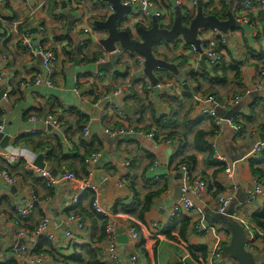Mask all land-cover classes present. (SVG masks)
I'll list each match as a JSON object with an SVG mask.
<instances>
[{"label": "crops", "instance_id": "0c3cea01", "mask_svg": "<svg viewBox=\"0 0 264 264\" xmlns=\"http://www.w3.org/2000/svg\"><path fill=\"white\" fill-rule=\"evenodd\" d=\"M41 1L3 0L0 5V59L5 58V62H0L2 75L0 77V107L3 111L1 123H4L2 133L10 138L9 147L14 146V142L20 135H29L30 130L43 131L44 127L39 121L54 112L51 114L52 117L61 118L65 124V129L61 126L59 130L51 129L49 131L47 128L45 132L59 136L63 155H74L77 151L79 156H82L86 151L98 148V162L91 168L92 184L98 190L101 206L109 213L108 224H114L115 244L119 256L118 264H133L132 258H135L134 264H148L142 247H139L140 240L132 241L128 236L130 228H139V236L143 235L145 238L143 246L145 250H148L152 260L151 264H181L185 254L189 255V246L209 247L210 238L197 235L192 229L188 234L187 242L170 241L164 235H153V237L148 235L153 232L151 229L153 224H162L167 220L170 208L179 201L176 191L179 189L181 181L175 179V176L180 171L173 170V166L170 164L172 157L181 147L177 143L171 145L156 143L141 134L128 137V139L123 137L110 141L107 140L104 130L125 125L135 128L137 131L145 132L146 128L151 127L150 113L144 116L142 124L137 123L135 117L137 108L132 102L126 101V98L132 92H136L138 97L142 99L147 96V103L151 102L154 106L155 117L158 119L170 114L168 106L161 101L165 95H162L164 92L170 96L179 97L178 102L169 107L180 112V121L188 114L189 121L198 122L196 129L211 132V121L202 120L189 100L188 95H193L196 87L185 84L186 77L191 72L200 75L205 71L200 66L201 55L192 54L189 46L181 39L176 41L174 45H168L164 42L158 43L160 45L156 49L157 56L155 57L175 65L177 75L169 72L171 79H168L169 81L164 79L160 84L158 83L161 94L157 97L143 74L141 62L144 60L141 57L135 55L134 58L130 59L129 54L124 53L118 47L119 54L116 59L110 57L106 63L96 64L99 58H104L107 55L100 46V41L106 37V32L96 29L94 23L105 21L113 12L108 3L102 0H46L43 3ZM201 1L204 5L208 3V0ZM212 1L216 3L215 8H221L219 6L221 0ZM247 1L256 2V0H226L229 5L228 9L229 11L232 9L233 15ZM156 6L166 17L163 24L159 22L162 28L171 27L176 7L180 8L183 17L187 12L190 15L194 14L195 17L197 11V7L193 6L190 0H156ZM171 10L172 12H169ZM247 14L251 16L249 27L240 25L239 28L229 32L228 37L217 31L214 33L213 29L208 28L201 32L200 37H209L215 43L218 41L223 43L224 47L219 51L222 54V59L227 64L233 62L240 67L241 88L237 85H228L225 88L214 87L213 91L215 96L217 92L218 110L229 111L238 108L239 113L245 117L243 135L237 137L232 128L224 125L218 135H214L210 139V142L215 148L217 159L226 157L230 162L235 163L233 184L236 186L237 192L233 211L250 218L256 212L259 213L264 209V196H260L253 205L246 204L256 179L250 174L248 159H246L250 153L241 159L239 157L243 155L244 148L251 149L252 146L261 143V140L264 141V84L259 79V73L255 70L256 62L251 56L253 52L258 54L264 50V21L259 7H252ZM136 25L135 18L128 17L126 28L130 29L135 38L138 37L135 32ZM151 26L152 20L146 23L144 28L149 29ZM87 28L93 32V38L90 42H87L89 39L83 33ZM22 36H31L34 45L44 46L55 54L57 62L52 76L53 88L35 87L31 84L24 91H19L21 83L32 82L36 76L43 75L44 70L42 59L30 55L20 46ZM84 43L86 47L83 46ZM75 53H77V59H75ZM93 54L102 55L93 64L85 65L84 62L82 63L83 56H86L87 60H91ZM163 56L166 59H163ZM100 71L104 72V77L95 78L94 74ZM209 71L208 68L207 72ZM117 75L125 78L120 79L121 77H119L114 85V79ZM163 83H173L174 86L166 92L161 88ZM116 85L120 86L117 87ZM124 88L126 89L125 96L124 94L121 97L111 96L114 91ZM207 89L208 86L205 85L203 90ZM110 90L112 91L108 94L107 92ZM6 92H8L7 98L3 99ZM100 95L103 97L96 101L97 96ZM239 95L241 101L238 106H234L232 101ZM147 103L146 105H148ZM114 105H118L123 111L122 122L119 121L112 109ZM252 107L253 112L251 111ZM66 109H72L76 113L73 115L66 114ZM29 115L36 118V124L28 122L29 120L26 118ZM80 118L86 123L83 129L87 127L91 133L87 139H93L87 144L94 142L86 145L90 146V149L85 147L83 143L87 139L83 136V130H79ZM152 130L155 129H150V131ZM2 141L3 139L0 140V144ZM191 143L190 137V145L185 149V152L186 156H193L197 161L193 177L205 181L207 189L199 197L190 196V199L195 206L203 210L207 223L220 226L217 223L219 216L215 215L216 201L218 195L223 193L228 186L223 184V173L217 174L214 178V173L218 168L205 164L204 157L191 148ZM4 149L0 146V151ZM42 156L44 157V164L50 165L57 174L56 178L50 175L51 179L58 180L63 167L58 170L45 160L44 155ZM19 163L15 162L8 167L9 174L16 181L15 185L11 186L5 182L1 175L3 170H7V166L3 160H0V216L6 219L5 223L0 224V264L7 262L12 257L14 258L13 248L20 244L26 246L31 255L25 259L26 261L18 262V264H34L33 260L36 256L32 254V251L38 245V238L33 234V230L43 216L49 217L54 227L55 241L52 242L55 248L54 257L60 259L64 256H71L74 245H87L94 235H92V222L89 218L91 212L90 199L84 194L86 191L81 194L79 188V182L87 178V174L82 173V164L79 160L73 161L74 168L78 172L76 174L78 183L62 182L49 187L48 190L46 187L34 184L30 179L24 177V173L27 172ZM155 163L158 164L156 169L153 167ZM36 178L38 177L36 176ZM144 181L153 183L151 185L152 190L165 189L158 198L152 201L150 211L145 215V223L124 214L120 208H117V204L120 202L125 207L131 206L134 202L135 193L140 194V198H142L150 188V186L145 185ZM214 182H217L221 187V192L218 194H215ZM30 191H34L37 197L36 212L29 222L16 226L14 207L26 202ZM87 191V193H91L90 190ZM74 198L78 199V210H84L87 213H82L85 219L84 231L73 232L69 238L65 235L67 231L66 217L68 215L66 205L71 203ZM116 210L117 212H115ZM37 213H41L42 217L40 218ZM100 228L98 226L94 235L96 238L101 234ZM20 229L28 231L22 240L17 237ZM118 231L123 232L117 234ZM222 231L223 252L218 264H234V261L224 254V250L230 242L231 234L226 230ZM179 233L180 226L175 225L172 235L179 236ZM106 242H103L102 248L105 247ZM254 250H256L255 255L260 259L258 263L263 262L264 239L258 241ZM40 255H42L40 264H60L47 254ZM82 264H86V261ZM187 264L198 263L190 257Z\"/></svg>", "mask_w": 264, "mask_h": 264}, {"label": "built area", "instance_id": "2783aa9c", "mask_svg": "<svg viewBox=\"0 0 264 264\" xmlns=\"http://www.w3.org/2000/svg\"><path fill=\"white\" fill-rule=\"evenodd\" d=\"M41 1V0H38ZM46 0H42L43 3ZM3 2V0H0V5ZM193 6L197 5L196 0H190ZM122 5L125 7L131 8V15L130 17H134L136 24L141 25L142 27L145 26L146 23H149L150 20L154 17L160 22V24H163V20L166 18L164 13L161 10L157 9V6L154 2L151 0H122ZM177 5V3H176ZM256 5L260 8L262 11V20L264 21V0H256V2H253V4L250 1H247L243 4V6L235 12V20L237 23H239L242 26L249 27L250 21L246 18V15L250 9H252V6ZM169 12H172L169 11ZM186 16V15H185ZM184 16V17H185ZM124 28L127 27V25L123 26ZM215 33L216 31L213 30ZM84 35L87 36L89 39L87 42H90L93 38V32L89 28L85 29L83 31ZM201 36V35H200ZM199 36V48L202 51V54L206 57V65L209 69L215 68L219 65V63L222 60V54L218 53L216 51V44L211 38L209 37H200ZM20 46L27 52L30 53V55L34 57H40L42 59L43 63V75H38L34 78L32 82L25 81L20 84L19 91H24L25 88L29 87L31 84L35 87L39 86H45L49 89L53 88L52 84V76L55 72V66L57 62V58L55 54L49 50L48 48L44 46H36L34 45V40L31 38V36H22L20 39ZM84 47H86V44H83ZM189 50L192 54L195 56H199V52L197 49L191 45L189 46ZM119 52H117V55ZM111 55L107 54L104 58L99 59L96 64L102 65L106 63V61L110 60ZM0 62H5V58H1ZM141 65L143 66V62H141ZM0 73V77H1ZM95 78H103L104 72L100 71L98 73L94 74ZM259 79L261 83L264 84V73L259 74ZM174 86L173 83H167L161 86V88L164 89V91L167 92L168 89L172 88ZM126 89H118L111 94L112 97H121L125 96ZM166 94V93H164ZM8 95V92H6L3 95V99H6ZM241 101V97H235L232 101L234 106H238ZM192 104L196 108L198 116L201 118H208L212 120L215 124V127L218 129V133L222 130L224 125L229 126L232 128L236 134L237 137H239L242 133V125L240 123H235L232 118L233 116L225 121L223 120L217 110L219 108V104L217 99L212 95H201V94H193L192 95ZM112 109L116 113V117L119 119L120 122L123 120V111L118 105H114ZM68 111V109H66ZM29 123L36 124L37 121L34 118H30ZM39 123L42 124L44 127V131L48 127L51 129L59 130L60 128V122L54 118V117H45L42 121H39ZM4 130V123H0V133H2ZM30 134H35L36 130H30ZM90 131L87 127L83 129V136L84 138L90 137ZM104 134L109 138H123V137H133L137 134L145 135L147 138L154 140V134L153 133H146L143 131H137L135 128L132 127H126L125 125L123 127L119 128H106L104 130ZM159 143H165L166 145H171L169 142H159ZM264 150V143H258L254 146L250 154L246 157V159L255 158L257 155L261 153V151ZM37 154L32 153L28 149H24L21 147H6L4 150L0 151V160H3L6 162L7 165L12 166L15 162L22 160L26 164V170L34 172L38 177L44 179L47 181V186L52 187L55 184L58 183H78L76 175L74 173H71L69 171L63 170L58 180H52L51 176L48 172L37 170L32 164L35 160ZM99 154L95 153L91 155L90 157L86 158L84 160V164L87 167V178L85 180L80 181L79 188L82 192H85L87 190H90L93 194V200L91 204L92 210L99 215H102L104 217L109 218V213L106 212L100 203V195L98 193V190L93 186L92 184V172L91 168L94 167L98 162ZM219 162L225 166V169L223 171V178L224 182L223 184L228 186L226 190H224L223 193L219 194L216 201V207H215V215L219 217L227 216L226 212L231 207L236 200V192L237 188L233 184V179L235 176V163L230 162L226 157H219ZM154 169L158 168V164L155 163L153 165ZM180 173L182 174V180H181V198L179 201L175 202L172 207L170 208L167 220L162 224H153L151 226L152 233L148 234L150 237H153V235H161L162 231H165L167 228L169 222L173 219H175L178 215H183L186 217H189L193 219L194 222V231L197 235L203 236V237H209L210 238V245L208 248V254L205 260L204 264H218V261L220 257L222 256L223 252V242L221 238V233H223L222 230H224L222 227L209 224L207 223L205 219V214L203 210H201L199 207L195 206L193 202L190 199V196L199 197L202 195L206 189L207 184L203 180H197L193 179L192 176L189 175V172L186 167L182 166L180 168ZM1 175L5 182L8 185L14 186L16 181L15 179L11 178L8 175L7 171H2ZM264 196V189L260 185L258 181H256L254 187L249 192V196L247 198L246 204L253 205L256 203L259 197ZM78 199L74 198L72 199L71 203L66 205V209L73 210L74 206L76 205ZM37 204V197L34 194V191H30L29 198L26 202L16 205L14 207V213L18 217H20L22 220L28 219L31 215L34 214ZM230 221L238 224L242 230L246 234L245 239V249L250 252L251 254H256V246L258 245V241L262 240L264 238V232L259 230L248 217H245L241 213L234 212L231 216H227ZM6 219L2 216H0V224L5 223ZM66 224H67V231L65 235L67 237H71L73 232H83L85 228V219L78 214L71 213L67 215L66 217ZM16 226H18L17 223H15ZM28 231L24 229H20L18 231L17 237L19 239H23L26 236V233ZM115 229L114 224L110 223L106 226L105 234L107 236L106 239V245L104 248H102V252L100 254L102 263L105 264H118L119 263V256L117 253V246L115 244L116 237H115ZM33 234L37 238H45L50 242L55 241V234H54V227L52 226V222L49 217L43 216L42 219L38 222L35 230L33 231ZM128 236L132 241H138L139 240V234L136 231L135 228H130L128 230ZM158 236V237H159ZM31 253L29 252L28 248L23 245H17L15 248H13V256L16 259L17 262H23ZM42 255L34 257L33 263L34 264H40ZM189 255L185 254V256L181 260V264H187V261L189 260ZM26 261V260H25ZM135 258L131 259V262L134 264Z\"/></svg>", "mask_w": 264, "mask_h": 264}, {"label": "trees", "instance_id": "16d2710c", "mask_svg": "<svg viewBox=\"0 0 264 264\" xmlns=\"http://www.w3.org/2000/svg\"><path fill=\"white\" fill-rule=\"evenodd\" d=\"M156 4V0H151ZM222 5L219 4L221 7L220 9L215 8V4L212 0H208V3L204 5V14L205 15H213L215 16L219 21H225L227 19V13L229 12V5L226 2V0H221L220 1ZM253 4V2H251ZM252 7H258L253 5ZM239 10V9H237ZM194 17V14H189L188 12L186 13V16L183 18V24L184 26H188L190 23V20ZM247 19H251V16L247 14L246 16ZM249 19V21H250ZM136 26H141V25H136ZM98 31V30H96ZM217 42V41H216ZM160 44L154 45L153 48V53L154 56H157L156 49ZM219 47L217 48V46ZM168 46V45H167ZM224 47V44L219 42L216 44V51L220 53L219 51ZM252 53V52H251ZM102 54H93L91 60H87L86 56L82 57V63L84 62L85 65L88 64H93L96 59H98ZM135 55H129V58H134ZM252 58L256 62V67L255 70L260 74L264 73V50H261L258 54H255L254 52L251 54ZM102 58V57H101ZM99 58V59H101ZM163 59H166L164 56L162 57ZM98 59V60H99ZM97 60V61H98ZM96 61V62H97ZM182 63L184 61L182 60ZM210 71H204L200 75L195 74L191 72L188 77H186L185 84L188 86L189 85H194L196 87V90L192 94H201V95H212L215 98L216 96L213 91L214 87H227L228 85H237L239 88H241V73H240V67L238 65L234 64L233 62L227 64L224 59L221 60L219 65L215 68L209 69ZM155 77L158 79V83L160 84L164 79H171V74L169 71L166 70H155L154 72ZM121 77L120 75L114 79V85L117 82L118 78ZM125 78L121 77L120 79ZM169 81V80H168ZM164 84V83H163ZM162 84V85H163ZM122 85V84H120ZM120 85H116L117 87ZM147 83L144 85V89L146 88ZM207 85L208 89L203 90V87ZM132 91V88H130ZM241 90V89H240ZM103 91V90H102ZM112 90L107 92L108 94L111 93ZM129 90V92L131 93ZM145 91V90H144ZM105 92V91H104ZM148 91H146L147 93ZM112 94V93H111ZM148 94V93H147ZM189 100L192 103V95L189 94ZM103 96H97V100H100ZM238 97H241L240 95ZM177 96H170L169 94H165L162 98L161 101L163 104L168 106L169 110V115L168 116H162L158 119L155 117L154 113V106L151 104V102L147 103L148 97L146 96L145 99L139 98L136 92H132L129 94V96L126 98V101L132 102L134 106L137 108L136 111V121L139 124H142L144 121L143 118L147 113H150L151 115V127L146 128V133H153L154 134V141L156 143L159 142H169L170 144L172 143H177L181 148L178 149L176 154L172 157L171 159V164L173 166V170H179L182 166L186 167L189 175L193 177V173L195 172V168L197 165L196 158L193 156H186L185 149L190 145L189 140L191 137V148L201 154L204 157V163L207 165H213L216 166L218 169L214 173V178H216L217 174L223 173L225 166L221 164L218 159L216 158V151L213 146V144L210 142V139L214 137V135H218V129L215 127V124L212 120L208 118H202V120H207L211 121V132H206L203 130L196 129L198 127V122H193L189 121L188 119V114H186L183 119L180 121V112L169 107L171 104L178 102ZM217 99V98H216ZM146 103L148 105H146ZM193 106V104H192ZM135 108V109H136ZM62 109V108H60ZM251 111L253 112V107L251 108ZM76 112L72 109H68L66 114H75ZM50 113L49 116H53ZM190 114V112H189ZM3 117V111L0 107V123L2 121ZM35 117L32 116H27L26 119H30ZM25 119V120H26ZM60 123V127L62 126L65 129V124L62 122L61 118H56ZM232 120L235 123H240L242 125V133L245 130V125H244V120L245 117L241 115V113H238L233 116ZM37 121V120H36ZM85 121L82 120V118L79 119L78 125H79V130H83V126L85 125ZM150 129H155L150 131ZM149 130V131H148ZM59 136L58 135H52L51 133H46L44 130L41 132H36L35 134H22L20 135L16 141L14 142L13 147H24L29 149L32 153L35 154H42L45 156V160L55 166L58 170H60L62 167V171H69L71 173H74L75 175L78 173L76 168H74L73 161L79 160L80 163L82 164V173L85 175L87 174L86 172V165L84 164V160L91 155L97 153L98 148L90 149V146H86L92 143L87 144L88 142H91L93 139L90 138V140L87 139V141H83L85 147H88L89 151H86L84 155L79 156L78 152L76 151L74 155H63L62 153V147L59 143ZM185 152V153H184ZM87 156V157H86ZM17 162H20L22 168L27 172L24 173V177L28 178L31 180L32 183L42 185L43 187H46L48 189L49 187L47 186V181L44 179L38 177L34 172L32 171H27L26 170V164L24 161L19 160ZM5 165L7 166V171L8 175L13 178L9 174L8 167L9 165L6 164V162L3 161ZM248 165L250 169V174L252 177L256 179L264 189V150L261 151L259 155H257L255 158H250L248 159ZM36 176L38 178H36ZM77 176V175H76ZM14 179V178H13ZM146 186H150L148 189L149 191L146 192V194L140 198V194L135 193L134 194V202L131 204L129 207H125L123 203H118L117 208H120L122 212L126 215H130L132 217H135L138 221L145 223V215L150 211L152 201L158 196H160L165 189H158L156 191L151 189V185L153 183L144 181ZM216 187V193L218 194L221 192V187L218 185L217 182H214L213 184ZM49 190V189H48ZM86 191L84 194L86 197H89L90 199V209L91 212L89 213V218L92 222V235L96 234L98 226L101 228V234L99 237H95L94 235L92 236L90 242L87 245H74L73 248V254L69 257H61L60 259H57L54 257L55 255V248L52 242L48 241L45 238H38V245L37 247L32 251V254L34 256H39L40 254H47L48 256L54 258L56 262H60V264H82L84 261H86V264H105L102 263L100 254L102 252V244L107 239V236L105 234V229L106 226L108 225L109 221L107 217H104L102 215L96 214L92 208V200H93V194L87 193ZM79 206V205H78ZM77 203L74 206L73 210H66L67 214L75 213L78 215L82 216V213H87V211L84 212V210H78ZM37 207V204L35 208ZM36 212V210H35ZM34 212V214H35ZM117 212V210L115 211ZM31 215L28 219L22 220L20 217L16 215V223L20 225L21 223H26L29 222L30 219L34 216ZM39 217H42L41 213H37ZM83 217V216H82ZM84 218V217H83ZM42 219V218H41ZM40 219V220H41ZM206 219V216H205ZM39 220V221H40ZM249 220L251 223H253L259 230L264 232V209H262L259 213L256 212L253 214ZM175 225L180 226V233L179 236H173L172 235V230ZM136 231H139V228H135ZM192 229L194 231V222L192 221L191 218L183 216V215H178L175 219L171 220L165 229V231L161 232V235H164L168 240L170 241H182V242H187V237ZM35 230V229H34ZM33 230V231H34ZM139 234V232H138ZM264 239V238H263ZM262 239V240H263ZM140 240V245L139 247H142V252L146 256L148 260V264L152 263V260L150 259V256L148 254V250H145L144 248V243H145V238L143 235L141 237L139 236ZM157 244V243H156ZM155 244V245H156ZM155 247V246H154ZM154 250V249H152ZM188 252L192 260L198 264H204L207 254H208V248L206 246H189L188 247ZM2 264H18V262L12 257L9 259L7 262L2 263Z\"/></svg>", "mask_w": 264, "mask_h": 264}, {"label": "water", "instance_id": "95a60500", "mask_svg": "<svg viewBox=\"0 0 264 264\" xmlns=\"http://www.w3.org/2000/svg\"><path fill=\"white\" fill-rule=\"evenodd\" d=\"M108 3L113 12L107 17L105 21H96L94 27L98 30L106 32V37L100 41V46L103 50L110 54L113 59H116L118 47L124 53L129 55H137L141 57L143 61V74L148 79L155 96H160L161 92L158 87V79L155 77V70H167L177 75V68L173 64L166 63L162 59H157L154 56L153 48L154 45L158 43H166L168 45H174L176 41L181 39L187 46L193 45L199 54H201L200 66L202 70L208 71L207 65L205 63L206 57L202 54L199 48V36L202 31L211 28L220 34L228 37L229 32L240 27V24L236 22L235 17L232 13V9L227 13V19L225 21H219L215 16L204 14V4L201 0L196 1V15L190 21L188 26L183 24V13L179 7L175 8V16L173 23L170 28H162L156 18H152V26L149 29H145L142 26H135V32L138 35L137 38L134 37L130 29L124 28L127 25L128 17L131 15V8L122 5V0H102ZM74 20V19H73ZM75 59H77V53H75ZM164 92L162 93V95ZM219 116L227 121L232 116L239 113V109H231L229 111L217 110ZM50 131L51 128L48 127ZM108 138L107 140H117L116 138ZM3 139L0 146L6 148L9 146L10 138L3 133H0V140ZM128 139V137H124ZM261 143L264 141L261 140ZM254 146L250 149H245L243 155L239 157L241 159L244 155H248ZM44 157L42 155H37L33 161V166L37 170L48 172L52 177L56 178L57 174L52 169L50 165H45L43 162ZM238 159V160H239ZM175 179L181 181L182 174L178 173ZM181 185L176 191L177 198L180 199ZM234 205L229 207L226 212L227 216H231ZM227 216L219 217L217 219L218 225L224 230L231 234V239L228 246L224 250V254L230 257L234 264H264V261L258 263L254 260L252 254L245 249V239L246 234L242 228L229 220ZM229 220V223H225L224 220ZM118 231L117 234H121Z\"/></svg>", "mask_w": 264, "mask_h": 264}, {"label": "rangeland", "instance_id": "374dc122", "mask_svg": "<svg viewBox=\"0 0 264 264\" xmlns=\"http://www.w3.org/2000/svg\"><path fill=\"white\" fill-rule=\"evenodd\" d=\"M116 57H117V56H116ZM224 222H225V223H229L230 221L225 219ZM252 256H253V258H254V260H255L256 262H259V261H260V259H259V257H258L257 255H255V254L252 253Z\"/></svg>", "mask_w": 264, "mask_h": 264}]
</instances>
